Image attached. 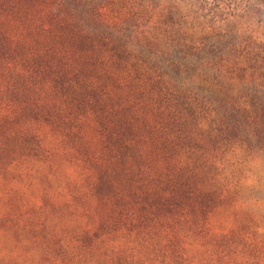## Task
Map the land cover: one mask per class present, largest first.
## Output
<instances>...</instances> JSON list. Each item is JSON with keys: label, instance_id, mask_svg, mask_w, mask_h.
I'll list each match as a JSON object with an SVG mask.
<instances>
[{"label": "rangeland", "instance_id": "rangeland-1", "mask_svg": "<svg viewBox=\"0 0 264 264\" xmlns=\"http://www.w3.org/2000/svg\"><path fill=\"white\" fill-rule=\"evenodd\" d=\"M0 264H264V0H0Z\"/></svg>", "mask_w": 264, "mask_h": 264}, {"label": "trees", "instance_id": "trees-1", "mask_svg": "<svg viewBox=\"0 0 264 264\" xmlns=\"http://www.w3.org/2000/svg\"><path fill=\"white\" fill-rule=\"evenodd\" d=\"M141 2V1H140Z\"/></svg>", "mask_w": 264, "mask_h": 264}]
</instances>
